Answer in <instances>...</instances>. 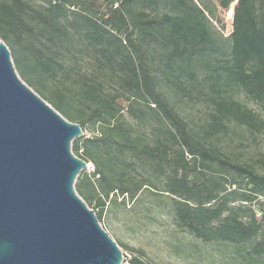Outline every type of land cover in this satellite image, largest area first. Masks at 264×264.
Wrapping results in <instances>:
<instances>
[{
    "label": "trees",
    "instance_id": "16d2710c",
    "mask_svg": "<svg viewBox=\"0 0 264 264\" xmlns=\"http://www.w3.org/2000/svg\"><path fill=\"white\" fill-rule=\"evenodd\" d=\"M233 1L0 0V40L22 80L93 133L75 138L72 152L96 165L99 189L86 169L75 189L98 220L110 195L133 200L151 187L171 196L177 225L195 238L264 254V174L214 142L233 123L264 132L261 115L236 97L264 106V0ZM219 8L233 19L229 35ZM180 92L207 96L203 124L181 114ZM137 163L150 176L137 179ZM129 250L130 264H157Z\"/></svg>",
    "mask_w": 264,
    "mask_h": 264
},
{
    "label": "water",
    "instance_id": "95a60500",
    "mask_svg": "<svg viewBox=\"0 0 264 264\" xmlns=\"http://www.w3.org/2000/svg\"><path fill=\"white\" fill-rule=\"evenodd\" d=\"M83 134L22 80L0 40V264H123L75 189Z\"/></svg>",
    "mask_w": 264,
    "mask_h": 264
},
{
    "label": "rangeland",
    "instance_id": "374dc122",
    "mask_svg": "<svg viewBox=\"0 0 264 264\" xmlns=\"http://www.w3.org/2000/svg\"><path fill=\"white\" fill-rule=\"evenodd\" d=\"M235 3L236 0L230 8H234ZM219 11L225 23V28L221 31L229 35L232 31L233 19L231 21L226 19L228 10L221 12L219 8ZM236 97L264 119V106L248 99L241 91L236 93ZM175 101L181 114L193 125L198 127L208 118L211 107L205 94L189 95L187 92H180ZM125 118L133 124L136 131L150 132L148 121L134 122L127 113ZM230 126L228 134L214 142L221 145L223 151L233 160L250 163L259 173L264 174V132L252 134L235 123ZM84 134L93 136L89 130ZM88 164L86 172L91 176V183L99 189V175L92 174L96 165L93 162ZM130 170L137 179L150 176L149 168L142 167L139 163ZM151 177L159 189H163L164 180ZM171 199L169 194L151 187L144 188L133 200L126 198L125 201H121L115 195H110L106 199V207L99 222L121 245L124 255L123 264H130L132 253L129 247L144 249L148 259L157 264H264V254L256 256L250 252L252 244L204 243L179 228L175 221ZM90 208L98 213L95 204Z\"/></svg>",
    "mask_w": 264,
    "mask_h": 264
},
{
    "label": "built area",
    "instance_id": "2783aa9c",
    "mask_svg": "<svg viewBox=\"0 0 264 264\" xmlns=\"http://www.w3.org/2000/svg\"><path fill=\"white\" fill-rule=\"evenodd\" d=\"M118 5H119V3H115L114 7L116 8V7H118ZM88 166H89V164H88ZM260 199L264 202V197L263 196H260ZM256 215H257L258 218H261L262 216H264V211H257Z\"/></svg>",
    "mask_w": 264,
    "mask_h": 264
}]
</instances>
